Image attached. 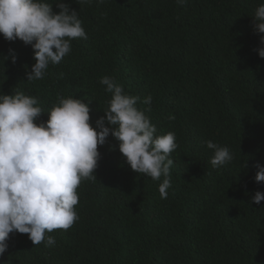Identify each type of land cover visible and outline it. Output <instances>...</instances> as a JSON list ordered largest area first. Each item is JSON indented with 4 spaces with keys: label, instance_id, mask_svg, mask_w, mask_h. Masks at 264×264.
<instances>
[{
    "label": "trees",
    "instance_id": "obj_1",
    "mask_svg": "<svg viewBox=\"0 0 264 264\" xmlns=\"http://www.w3.org/2000/svg\"><path fill=\"white\" fill-rule=\"evenodd\" d=\"M65 2L87 39L73 40L71 53L33 82L31 45L0 34V94L36 96L45 112L58 93L90 99L95 126L111 98L100 79L112 77L150 109L157 135L175 133L171 187L162 199L164 177L134 172L110 135L97 180L78 188L79 220L46 233L51 247L10 234L0 264H264V201L251 202L264 192L254 179L264 164V59L251 18L264 0ZM10 49L15 63L3 58ZM208 140L228 147L233 161L212 167Z\"/></svg>",
    "mask_w": 264,
    "mask_h": 264
},
{
    "label": "clouds",
    "instance_id": "obj_2",
    "mask_svg": "<svg viewBox=\"0 0 264 264\" xmlns=\"http://www.w3.org/2000/svg\"><path fill=\"white\" fill-rule=\"evenodd\" d=\"M176 2L183 5L185 0ZM54 4L58 12H54ZM251 18L253 31L260 38L258 56L264 59V3ZM0 34L10 42L31 45L35 63L30 70L26 67V75L27 81L33 82L43 79L50 65H59L71 53L73 40L87 39L79 12L65 0H0ZM3 58L15 63V50L10 49ZM100 84L111 98L95 126L90 99L86 103L58 93L57 102L45 112L36 96L22 91L0 94V258L12 233L28 234L35 246L44 242L51 247L56 241L46 233L67 231L79 220L78 188L83 181L97 180L99 148L110 135L119 141V151L134 172L153 180L164 177L159 192L167 199L174 164L170 156L178 147L175 133L157 135L156 126L145 114L150 109H139L141 98L127 94L112 77H102ZM151 102L150 95L142 101L146 105ZM45 113L47 121L37 123ZM205 144L212 152V167L233 161L228 147L212 140ZM256 167L255 182L264 184V164ZM261 201L264 192L256 191L251 202Z\"/></svg>",
    "mask_w": 264,
    "mask_h": 264
}]
</instances>
